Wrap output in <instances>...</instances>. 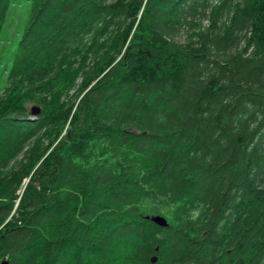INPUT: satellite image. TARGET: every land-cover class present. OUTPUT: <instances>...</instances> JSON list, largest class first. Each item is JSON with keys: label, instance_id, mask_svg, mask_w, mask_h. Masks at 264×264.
Returning a JSON list of instances; mask_svg holds the SVG:
<instances>
[{"label": "trees", "instance_id": "trees-1", "mask_svg": "<svg viewBox=\"0 0 264 264\" xmlns=\"http://www.w3.org/2000/svg\"><path fill=\"white\" fill-rule=\"evenodd\" d=\"M17 10L0 261L264 264V0H0V45Z\"/></svg>", "mask_w": 264, "mask_h": 264}, {"label": "rangeland", "instance_id": "rangeland-1", "mask_svg": "<svg viewBox=\"0 0 264 264\" xmlns=\"http://www.w3.org/2000/svg\"><path fill=\"white\" fill-rule=\"evenodd\" d=\"M19 1H22V0H14V3L19 2ZM21 3H23V2H21ZM17 6H19V5H17ZM17 6L15 5L14 7L19 8ZM12 14H13V18H10L11 22L10 21L8 22L6 32L3 35L4 43L2 45H0V46H4V47L0 48V56H2L5 53L6 49H7V51H9L12 48V44L17 39V33L20 30V26L22 23V19H21L22 14L18 10L13 11ZM202 25L205 27L206 22H204ZM8 42H10L12 44H8ZM3 66H4V63L0 60V76L2 73Z\"/></svg>", "mask_w": 264, "mask_h": 264}, {"label": "water", "instance_id": "water-1", "mask_svg": "<svg viewBox=\"0 0 264 264\" xmlns=\"http://www.w3.org/2000/svg\"><path fill=\"white\" fill-rule=\"evenodd\" d=\"M39 109L36 107H32L31 108V115L32 116H36L39 114ZM151 222L154 223L157 227L160 228H165L167 226V221L165 218H163L162 216H154L151 218ZM153 262H155V258L152 260ZM0 264H9L8 260L4 259L2 261H0Z\"/></svg>", "mask_w": 264, "mask_h": 264}]
</instances>
